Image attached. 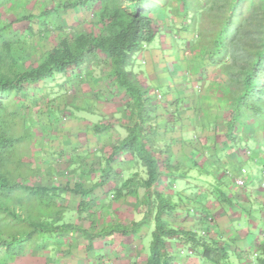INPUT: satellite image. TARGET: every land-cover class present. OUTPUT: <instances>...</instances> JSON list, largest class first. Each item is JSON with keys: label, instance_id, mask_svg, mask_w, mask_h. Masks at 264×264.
I'll use <instances>...</instances> for the list:
<instances>
[{"label": "crops", "instance_id": "crops-1", "mask_svg": "<svg viewBox=\"0 0 264 264\" xmlns=\"http://www.w3.org/2000/svg\"><path fill=\"white\" fill-rule=\"evenodd\" d=\"M157 38L159 43L166 42L165 48L149 45L154 40L146 44L135 54L134 70L156 105L155 130L147 137L148 146L165 160L159 184L139 188L134 196L117 200L112 197L115 187L127 179L147 177L145 168L131 154L121 152L111 163L110 179L102 182L113 147L137 118L126 112L128 100L121 90L100 77L87 78L84 74L82 82L81 69L76 68L67 74V81H73L78 91L71 102L84 103L98 116L75 118L60 125L62 131L52 133L56 142L47 148L49 159L41 166L50 170L51 178L54 176L49 184L68 185L70 190L82 187L83 193L68 190L59 198L67 222L96 234L104 233L111 225L129 227L144 217L147 205L155 203V191L160 190L177 203L174 211L165 215L166 223L180 230H208V236L229 251L228 259L214 263L200 249L187 254L189 245L175 238L170 241L175 264H255L257 249L264 240V125L258 118L247 116L228 132L237 94L228 68L213 66L208 71L200 62L191 66L187 56L179 57L177 50L168 54L167 33ZM173 57L177 61L171 69L166 60ZM187 71L194 81L185 76ZM156 90L162 93V100L157 99ZM244 168L248 181L240 188L235 178ZM81 200L91 201L92 208L80 210ZM202 215L212 216L214 223H202ZM154 228L152 218L136 233L114 231L92 241L72 231L25 263L144 264L149 253L144 237ZM46 251L48 256L44 258Z\"/></svg>", "mask_w": 264, "mask_h": 264}, {"label": "trees", "instance_id": "trees-1", "mask_svg": "<svg viewBox=\"0 0 264 264\" xmlns=\"http://www.w3.org/2000/svg\"><path fill=\"white\" fill-rule=\"evenodd\" d=\"M150 1L158 6L163 3V7L159 6L161 16L171 17L165 10L167 6L172 7L170 0H56L37 12L18 15L15 20L0 19V264H29L25 262L32 255L48 250L72 231L92 241L114 231L136 233L152 218L155 228L144 264H175L176 257L170 248V241L175 238L189 245L187 252L191 255L200 249L214 263L229 258V251L209 237L208 230L203 235L166 223L165 215L172 213L177 203L160 190L155 191V203L147 205L141 220L129 227L111 225L104 233L96 234L67 222L65 207L59 201L61 194L68 190L83 193L82 187L70 190L64 184L29 181L27 170L30 159L34 158L35 139L31 111L38 106L39 99L28 86L44 82L46 88L52 87L56 73L67 76L68 71L76 68L81 69L82 82L84 74L87 78L100 77L121 90L128 100L126 112L137 118L126 128L127 135L113 147L102 182L110 179L114 158L125 152L145 168L147 177L137 181L130 178L120 187L116 186L113 196L116 200L134 196L139 188L159 184L165 160L148 146L147 137L155 130L156 105L152 103L149 88L138 81L134 70L135 54L155 39L162 21L150 12ZM176 1L184 14H187L184 10L192 12L191 0ZM3 5L0 0V9ZM220 6L219 9L215 5L209 7V11L217 9V16H212L217 28L211 34L205 33L203 25L202 28L198 25L200 19H192L194 27L203 29L200 43L212 63L224 62L235 83L237 94L228 132H233L247 116L258 118L264 125V0H222ZM71 10H79L85 17L69 31L63 16ZM90 15L94 22L89 25ZM157 20L159 26L155 23ZM16 22H25V29L17 31ZM184 26L186 30L188 25ZM66 83H61L65 93L71 91L66 89ZM47 98L53 100L49 95ZM92 205L91 201L81 200L79 209L89 210ZM200 211L207 214L204 209ZM207 218L202 215V223ZM257 250L255 264H264V240Z\"/></svg>", "mask_w": 264, "mask_h": 264}, {"label": "rangeland", "instance_id": "rangeland-1", "mask_svg": "<svg viewBox=\"0 0 264 264\" xmlns=\"http://www.w3.org/2000/svg\"><path fill=\"white\" fill-rule=\"evenodd\" d=\"M56 0H3V7L0 9V19L6 20V21H12L15 20L16 16L18 15H25L34 12L39 11V9L43 6H48L51 3H54ZM222 0H191V8L192 12L189 11L184 14L181 9L180 5L177 3L176 0H170V5L172 7L167 6L165 10H167V13L171 16L169 18H164L161 16V7H163V3H159V6L156 2L150 1L148 3L151 13L154 15V17L159 16V19L162 20L161 23L155 21L156 24H158L159 32L158 36L163 37L165 33H167V47L166 50L169 52L168 54L175 53V50L178 52V56L181 57L187 56V60L191 61V66L196 64L197 62H200V66L207 67L206 70L210 71L211 67H220L223 68L226 66L224 62L214 64L212 63V60L210 58V55L208 54V51L204 48L205 46L200 43L202 30L194 27L193 25V17H196L199 21V26L203 25L204 29L206 30L205 33H210L211 31L214 32L217 28L216 24L213 23L212 16H217V9H211L209 11L210 5H215L216 8L219 9L220 3ZM210 4V5H209ZM172 9V11H170ZM208 9V13L204 14L206 10ZM215 10V11H214ZM219 11V10H218ZM166 12V11H165ZM85 17V15L79 11V10H71L68 13H66L63 16L64 24H66L69 28V31L74 28V26L81 23V19ZM234 20L237 21V18H234ZM80 22V23H79ZM94 22V17L92 15L88 16V24ZM172 22V26H170V23ZM197 22V21H196ZM201 22V23H200ZM160 23V24H159ZM188 25V28L185 30V26ZM26 27L25 22H16L14 24V28L17 31H23ZM202 28V26H201ZM211 34V33H210ZM157 36V37H158ZM155 38L154 41L149 44L152 47L157 48H165L164 42L159 43V38ZM208 37V36H207ZM203 38V37H202ZM209 38V37H208ZM177 44L179 47H177ZM181 46V47H180ZM169 50V51H168ZM168 63H170L169 68L172 69L176 65L175 58L166 60ZM231 62V60H228ZM172 66V67H171ZM191 69V68H190ZM187 74V78H189L191 81L192 76L191 72L187 71L185 73V76ZM66 75L64 73H56L52 79V87H45L44 82H40L33 86H28V89L31 88L33 90V95L39 99V104L35 108L32 109V120L34 121V133H35V139L33 141V152H34V158L30 159L29 163V169L27 172L30 173L29 181L31 183H40L43 181V183H51L54 176L52 178L50 177V170L46 168V170L41 166V164L45 163V159H49L48 152L49 150L47 148H50L51 145H53L56 142V138L52 135V133L57 129L62 131V128H60V125H64L67 123H71L75 120V118H84V117H95L97 118L98 115H95L91 113V111L84 107L83 104H73L71 101L76 96L77 92L74 88L73 81H67ZM66 81V89L71 90L70 92L65 93V88L62 86L61 83ZM51 82V81H50ZM197 84H194L192 86H196ZM197 88L200 90L199 85ZM81 91V90H80ZM49 98H53L52 101L48 100ZM163 98L159 99L162 100ZM88 103H86L87 106ZM51 107V108H50ZM92 107V105H91ZM49 113H48V109ZM63 135V134H62ZM47 167V166H46ZM43 168V169H42ZM264 180V179H263ZM54 181V180H53ZM66 236V235H65ZM64 236V237H65ZM152 239V232L149 233L147 236L144 237V244L147 245V248L149 250L150 243ZM49 251H46V255L48 256ZM187 252V251H186ZM189 254V252H187ZM191 255V254H189ZM48 258V257H47Z\"/></svg>", "mask_w": 264, "mask_h": 264}, {"label": "built area", "instance_id": "built-area-1", "mask_svg": "<svg viewBox=\"0 0 264 264\" xmlns=\"http://www.w3.org/2000/svg\"><path fill=\"white\" fill-rule=\"evenodd\" d=\"M155 93H156V96H157L158 99L163 98V95H162L161 92H159V90H156ZM241 171H242L241 174L238 177L235 178V183L240 188L245 187L246 184H247V181H248V177H247L248 176V174H247L248 171H247V169L244 168ZM263 174H264V171H263ZM262 187H264V180H263V183H262ZM207 221H208L209 224H213L214 223L213 222L214 218L212 216H208ZM201 234L205 235L206 234V230H203L201 232ZM182 252H185V250L183 249Z\"/></svg>", "mask_w": 264, "mask_h": 264}, {"label": "clouds", "instance_id": "clouds-1", "mask_svg": "<svg viewBox=\"0 0 264 264\" xmlns=\"http://www.w3.org/2000/svg\"><path fill=\"white\" fill-rule=\"evenodd\" d=\"M155 92H156V91H155ZM155 92H154V94H156ZM156 97H157V96H156ZM157 99H158V98H157Z\"/></svg>", "mask_w": 264, "mask_h": 264}]
</instances>
